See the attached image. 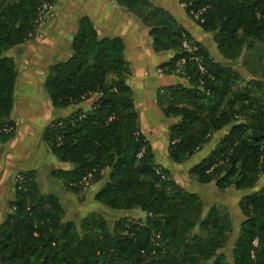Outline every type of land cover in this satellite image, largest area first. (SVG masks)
<instances>
[{"label":"trees","instance_id":"obj_1","mask_svg":"<svg viewBox=\"0 0 264 264\" xmlns=\"http://www.w3.org/2000/svg\"><path fill=\"white\" fill-rule=\"evenodd\" d=\"M43 0H0V143L15 133L11 118L18 78L8 52L31 39L40 24ZM150 29L157 51L174 50L161 67L182 72L189 85L160 89L157 101L169 126V157L184 163L225 131L190 173L201 184L215 182L241 192L240 222L229 261L223 249L236 227L230 215L212 207L204 215L201 196L177 184L172 171L155 160L143 133L133 91L125 44L100 38L83 17L72 55L48 69L45 89L57 107L79 104L96 95L90 110L75 109L53 120L44 140L70 169L51 173L57 185L78 193L88 183L106 180L94 198L111 209L139 208V220L122 217L110 227L100 213L80 226L65 220L59 192L42 191L34 171L15 184L0 225V264H264V0H180L186 12L213 35L227 63L209 50L166 9L150 0H118ZM187 39L197 45L189 52ZM207 71L202 73L199 60ZM242 58L251 77L245 80L232 62ZM8 127H13L7 131ZM83 188V189H84ZM199 227L200 232H194Z\"/></svg>","mask_w":264,"mask_h":264},{"label":"crops","instance_id":"obj_2","mask_svg":"<svg viewBox=\"0 0 264 264\" xmlns=\"http://www.w3.org/2000/svg\"><path fill=\"white\" fill-rule=\"evenodd\" d=\"M150 1L168 10L196 41L209 50L215 60L228 62L219 52L213 35L204 31L188 15L180 0ZM83 17L91 20L100 38H120L124 42V56L130 67L127 83L133 91L140 125L143 111L147 120L151 119L150 112L152 115L155 112L165 123L169 134V126L174 121L170 122L173 118L164 114L158 104L157 93L169 85H189L186 78L166 73L161 67L176 52L155 50L151 28L118 0H55L50 14L37 26L34 36L8 52L17 63L18 78L11 115L15 133L9 141L0 143V225L9 210V203L14 199L17 173L34 171L38 180L48 176L49 185L53 187L58 182L51 173L57 169L72 168L69 162L59 160L52 152L44 140V132L53 120L67 117L77 108L91 107L96 96L79 104L57 107L52 104L45 89V80L50 66L72 55L74 39ZM141 129L143 131L142 126ZM152 148L155 152L153 145Z\"/></svg>","mask_w":264,"mask_h":264},{"label":"rangeland","instance_id":"obj_3","mask_svg":"<svg viewBox=\"0 0 264 264\" xmlns=\"http://www.w3.org/2000/svg\"><path fill=\"white\" fill-rule=\"evenodd\" d=\"M232 64L241 75V79L243 81L240 82L245 83V80L249 79L251 77V74L247 69H245L242 58L232 62ZM175 73L177 74V72ZM95 96L96 95H94L93 97ZM94 100L92 101V103L94 102ZM91 107H88L87 109H85V111L90 110ZM150 116L151 119H144L145 116L143 111L141 126L143 128V131L147 135L148 140L155 149L156 162L169 167L177 184L201 196L205 205L204 215L208 213L210 208L218 207L224 213H228L232 218L236 230L232 234L231 239L225 249H223V251H225L228 256L229 261L232 262L231 252L233 249V244L237 237L239 224L245 218L244 214L239 208V201L242 197V194L234 187H230L226 190H221L215 185V182L201 184L197 181V177L190 173L191 167L209 154L214 144L218 141V137H220L225 131L223 130L215 134L213 139L197 155L193 156L192 159L176 165L173 164L174 162L169 157L167 151V147L169 145L168 128L165 127L164 122L160 121L159 116H157L155 112L153 115L150 112ZM175 120L176 118H173V120L171 119V121H169L172 122ZM69 165L70 167L73 166L72 163H69ZM105 181L106 180L104 179L97 183H91V185L90 183H88L89 181H86L85 188L83 187L84 189L82 188L78 193H74L73 191L65 190V188L62 186L52 187L51 185H49L48 176L44 178L42 177V180L41 178L39 180L42 191L44 193H49L53 190L59 192L60 200L62 201L65 208L64 219L74 221L78 226H80L83 218L89 216L94 212L103 215L110 227L113 226L114 222L117 219L122 217H127L134 220H139L145 217L146 213L139 208L130 210L111 209L96 201L94 195L102 187ZM263 181V178L259 180L256 189L262 186ZM194 232L199 233L200 228L197 227Z\"/></svg>","mask_w":264,"mask_h":264},{"label":"built area","instance_id":"obj_4","mask_svg":"<svg viewBox=\"0 0 264 264\" xmlns=\"http://www.w3.org/2000/svg\"><path fill=\"white\" fill-rule=\"evenodd\" d=\"M54 1L55 0H43L42 3L39 5L38 7V21L41 23L43 22L47 16L50 14L52 8H53V4H54ZM183 48H185L187 51L189 52H194L197 50V45L192 43L191 41L185 39L183 41ZM197 59L199 60L200 64H199V67H200V70L202 73H205L207 71L206 67L204 64H202V58L200 56L197 57ZM185 63V59H182L180 62H179V67L177 69V72H182V66L183 64ZM13 127H8L6 130L7 131H10L12 130ZM26 180V175L22 172L20 173H17L16 176H15V184L18 186V188H22V184L25 182Z\"/></svg>","mask_w":264,"mask_h":264}]
</instances>
